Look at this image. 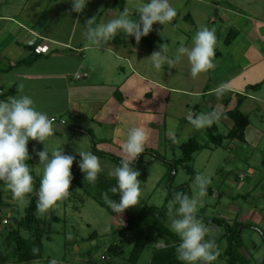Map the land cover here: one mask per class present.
Instances as JSON below:
<instances>
[{
  "label": "crops",
  "instance_id": "obj_1",
  "mask_svg": "<svg viewBox=\"0 0 264 264\" xmlns=\"http://www.w3.org/2000/svg\"><path fill=\"white\" fill-rule=\"evenodd\" d=\"M252 1L257 5L248 7ZM144 2L89 0L83 13H75L67 0H0L1 60L8 67L16 64L32 54L29 46L34 45L41 55L37 61L13 71L39 67L35 80L43 81L46 91L54 88L64 96L49 116L61 131H67L65 126L74 135L91 131L97 148L106 153L120 157V145L132 124L148 129L146 150L162 152L165 157L170 150L172 159L182 156L181 146L193 137L208 146L195 153L193 163L204 150L225 147L230 161L240 164L229 172L236 177L232 179L233 195L227 203L222 202L224 192L217 195L224 214L221 219L230 224H249L264 236V167L256 164L259 157L264 165V0H172L177 16L165 26L154 24L153 31L139 44L124 33L117 34L101 48L85 39L88 19L96 17L97 23L106 22L125 7L133 19H138L135 7ZM201 26L216 31L214 69L193 78L184 57L170 70L166 66L159 72L154 70L148 58L153 52L165 44L169 55L174 56L182 44L191 46L192 37ZM231 31L237 35L227 43ZM19 76L29 81L33 75L21 72ZM256 84H261L258 90L249 89ZM221 87L225 91L217 95L216 90ZM54 101L59 102L57 98ZM238 106L250 119L244 140L226 138L222 145L216 146L210 142L209 127L197 130L187 119L191 112L218 110L223 116L214 125L218 134L227 136L235 125L228 112ZM254 112H259L262 124L253 123ZM170 201L165 202L164 216L169 214ZM206 208L207 205L200 212ZM138 229L144 230V226ZM153 235L142 236L145 248ZM224 236L225 232L221 234ZM168 243L175 242L166 240L154 251ZM239 251L244 258L241 264H264V256L258 249L252 253L243 243ZM219 257L229 261L225 250Z\"/></svg>",
  "mask_w": 264,
  "mask_h": 264
},
{
  "label": "clouds",
  "instance_id": "obj_2",
  "mask_svg": "<svg viewBox=\"0 0 264 264\" xmlns=\"http://www.w3.org/2000/svg\"><path fill=\"white\" fill-rule=\"evenodd\" d=\"M71 3V11L83 13L89 0H67ZM138 19L125 7L118 15L106 22L97 23L96 17L87 20L83 33L85 39L92 45L101 48L114 40L117 34L124 33L128 38L134 37L137 44L143 37L153 31L157 22L166 25L174 20L178 12L172 0H145L135 7ZM218 40L214 28L201 26L193 35L191 46L183 44L174 56L169 55L165 44L160 50L153 52L148 58L155 71L159 72L165 66L170 70L184 57L190 65L193 78L201 73L215 68L216 49ZM23 88V85H21ZM225 89L218 88L220 95ZM218 110L206 113L192 112L187 119L197 129L211 127L222 118ZM55 120L46 112L38 110L34 99L28 94L9 97L0 100V182L9 190L13 199L23 201L26 196L34 192V176L27 161L31 160L28 144L30 140L41 142L52 137L56 131ZM148 129L140 124H132L120 145V163L110 173L115 178V185L110 188L111 199L105 194V202L121 221L122 214L128 208L138 205L142 201L141 173L135 167L140 154L148 149ZM81 157L78 166L84 179L88 183H95L102 171L99 157L89 151H78ZM43 173L40 178L36 208L40 215H46L55 209L58 203L70 194L73 180L72 166L76 156L65 154L62 147L49 153L45 149L37 153ZM212 184L210 175L197 173L188 192H176L174 200L175 210H169V227L177 235L179 243L175 247L176 258L181 264H214L221 252L213 238L209 236V228L199 216L204 206V198ZM33 255L39 253L38 248L32 249ZM49 264H58L53 258Z\"/></svg>",
  "mask_w": 264,
  "mask_h": 264
},
{
  "label": "rangeland",
  "instance_id": "obj_3",
  "mask_svg": "<svg viewBox=\"0 0 264 264\" xmlns=\"http://www.w3.org/2000/svg\"><path fill=\"white\" fill-rule=\"evenodd\" d=\"M253 3L257 5L256 1H252L248 3V7H253ZM1 58L0 56V61H2V63L0 62V68L2 70L8 67V63L1 60ZM23 68V71L12 70L13 72L9 74L0 72V100L28 94L34 99L38 110L50 115L51 109L55 108L62 101L64 97L63 93L60 90L55 91L54 88L48 92L43 87V81L35 80V76L40 72L39 67H35V69ZM21 72L29 73L34 77H30L29 81H24L19 76ZM21 85H23V88H21ZM13 87L18 91V94H7ZM54 98H57L59 102L56 103ZM258 114L259 112H254L251 115L252 121L256 124H262V117ZM56 123L54 125L56 131L52 137L45 141V145L41 142L30 140L28 149L37 154L39 151L44 150L45 146L49 153L58 147H62L65 154L76 156V160L72 166V173L73 177L78 178L80 182L82 181L83 185L81 184L82 186H80L72 181L69 196L59 202L55 209L50 210V214L58 216L60 221L53 222L50 228L45 222L42 224L41 228L47 229L44 232L43 247L39 249L37 255H33L29 250L36 258L33 257L34 259L19 263V252L16 243L12 240L8 242L7 235L10 232V225L13 219L26 214V209L30 204L33 193L26 196L22 202L17 201L13 199L11 192L0 182V191L3 194L4 202L0 208V264H49V261L53 258L57 259L58 264H150L155 247L163 246L162 243L167 238L162 236L158 231L149 239L140 257L134 262L129 260L137 238L139 236H147L150 230L149 226L146 225L144 230L138 229L133 231L126 238H123L118 233H113L116 229L124 227L127 224V212L122 214L120 221L113 212L102 206L99 202H105L106 193L109 198L113 199L110 188L115 185L116 181L110 173L118 165L108 157L97 155L101 162L102 171L95 183L86 182L84 173L81 172L78 166V160L81 158L78 151L94 153L90 134L80 132L77 135L71 134L72 129L68 126H65L66 132L61 131L62 128L60 129ZM215 148V146L208 148L200 155H197L196 161L192 162L191 166H193L197 173L212 177V184L209 188H212L214 193L207 192L203 206L207 205V208L199 212V214L203 213L209 218H222L221 216L224 214L222 213L223 211L221 210L217 195L224 192L225 196L222 202L225 203L233 195L234 190L232 187H234V182L232 179L236 177L230 176L229 172L234 170L233 166L235 164L240 163H232L230 161L229 151L225 147ZM169 151H167L166 157L171 160L172 152L170 154ZM160 153L162 154V152ZM143 164L146 168L147 179L142 180L139 178L141 180L142 201L140 204L131 207L136 216L145 215V205L161 208L165 204L169 192L166 185V180L169 178L167 175L169 166L152 156H147ZM256 164L264 167L259 157L256 160ZM29 166L32 168L33 176L41 178L43 165L40 164L38 155ZM190 179V175L183 169V166H179L173 185L175 187L184 184L190 185L192 183ZM167 206L169 210L172 209L173 211L177 207L174 200H171ZM39 216L44 220H48L50 217L49 215L40 214ZM165 216V219L163 218L161 221L165 227H169V214L167 213ZM208 228L209 236L215 240L217 245H220L219 250L223 254L224 250L226 251V248L229 246L227 237H221V234L226 233L225 227L221 226L220 230L217 229L218 227L208 226ZM93 232L97 233V237L89 239ZM22 234L27 239L30 237V232L28 231L22 230ZM241 239L248 251L254 253L258 249L262 252H259V254L264 256V237L260 232L251 229V227H245ZM111 245L123 246L125 252L118 256L110 254L108 249ZM242 261L239 260L237 263L241 264ZM229 262L226 259L222 260L218 257L214 264H230ZM251 264L258 263L252 262Z\"/></svg>",
  "mask_w": 264,
  "mask_h": 264
},
{
  "label": "trees",
  "instance_id": "obj_4",
  "mask_svg": "<svg viewBox=\"0 0 264 264\" xmlns=\"http://www.w3.org/2000/svg\"><path fill=\"white\" fill-rule=\"evenodd\" d=\"M116 1L123 3L125 0H116ZM236 35H237L236 32L231 31L228 34L226 42L231 43ZM29 48L32 51V54L29 57L17 62L16 64H11L9 67L0 70V72H11L12 70H14L19 66H23V65L30 66L34 64L35 61H37V59L41 55L36 52V47L34 45H30ZM260 87L261 84H256L250 86L249 89L258 90ZM15 90H16L15 87H13L8 91L7 94H14ZM118 97L119 99L121 98L120 93H118ZM228 115L232 117V119L235 122V125L227 136L218 134L217 127L214 124L208 128V136L210 142L216 146L222 145L223 141L226 138L240 139V140L245 139V131L250 124L249 116L241 111L240 106H238L235 110L228 112ZM89 134L92 138L93 152L96 155L102 157H108L112 159L117 165H119L120 163L119 156L99 150L97 148V143L95 142L94 134L91 131H89ZM206 147L208 146L201 144L197 138L193 137L181 146L182 156L179 158L174 157V159L172 160H168L163 154H161L156 150H145L144 153L140 154L135 164V167L141 173L139 178L142 180L147 179V172H146V168L143 166L144 165L143 162L146 155H151L155 159L161 160L162 162L166 163L169 166V170L167 173L169 178H167L166 180V185L168 187L169 192L166 198V202L170 200H174L176 192L190 193L192 190L190 189L189 184H184L177 187L173 185L175 181V177L178 173V167L183 166L186 172L190 175L191 178L190 180L192 181L194 176L196 175L195 170L191 166V163L193 162L194 159V155L195 153ZM29 153L31 154L32 159L27 161V163L31 164L33 163L37 154L31 150H29ZM72 181H74L76 184L80 186L83 185L81 183L82 181L80 182L78 178H73ZM39 183H40V178L34 176V192L30 204L26 209V214L24 216H19L18 218L13 219V222L10 225V232L7 235L8 242L12 240L15 241L16 243L17 250L19 252V263H23L36 258L35 256L32 255L33 253L32 249L34 247L38 249H41L43 247L44 232L47 229L44 230L45 228H41L42 224L45 222L50 228L53 222L60 221V218L58 216L51 215L50 211L46 214L50 216L48 220H44L39 216L36 208L37 196L35 195V193L39 189ZM208 191L209 193H213V190L211 188H209ZM2 196L3 194L0 191V208L4 204ZM112 198L118 199V196H113ZM99 203L102 206L108 208L112 212V210L105 202L101 201ZM165 209H166V204L161 209L145 206L144 207L145 215L136 216L132 208L130 207L127 210H125V212H127V222H126L127 224L124 227H120L116 229L113 233H118L123 238H126L129 233L133 232L134 230L138 229L141 226L145 227L147 225L149 226V230H150L148 232L149 233L148 235H153L159 231V233L162 236H165L167 240L169 239V242H171V240L175 242L174 244L168 243L167 246L156 249L153 253L152 261L150 264H181V262L177 260L175 253V247L179 243V238L175 233L167 229V227H165L163 225V222L161 221L162 217H164ZM199 216L207 225H218L225 227L226 229L225 236L227 237L228 245H229L226 250V253L229 256V261L231 264H236L239 260H244L243 256L239 251L240 247L243 245V240L241 239L242 232L245 227H252L251 225H246L240 222L230 224L225 219L209 218L206 217L203 213L199 214ZM22 230L30 232V237L28 239L23 236ZM93 237H97L96 232H93L90 235L89 239ZM145 245L146 242L144 238L142 236H139L137 238L134 249L130 254L131 256L129 260L132 262L137 260L142 254ZM29 250L32 253L29 252ZM108 252L110 254L118 256V255H122L125 251L123 249V246L111 245L108 249Z\"/></svg>",
  "mask_w": 264,
  "mask_h": 264
}]
</instances>
